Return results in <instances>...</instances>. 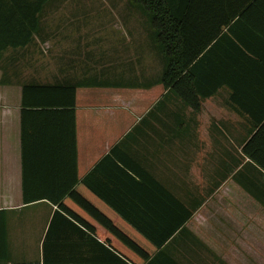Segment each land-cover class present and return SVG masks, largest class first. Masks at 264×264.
<instances>
[{"label": "crops", "instance_id": "1", "mask_svg": "<svg viewBox=\"0 0 264 264\" xmlns=\"http://www.w3.org/2000/svg\"><path fill=\"white\" fill-rule=\"evenodd\" d=\"M40 1L0 0V264H264V0H186L197 108L138 68L149 22Z\"/></svg>", "mask_w": 264, "mask_h": 264}, {"label": "trees", "instance_id": "2", "mask_svg": "<svg viewBox=\"0 0 264 264\" xmlns=\"http://www.w3.org/2000/svg\"><path fill=\"white\" fill-rule=\"evenodd\" d=\"M40 1L37 9L42 5ZM146 16L156 40V49L163 56L165 66L162 83L172 88L184 102L193 107L200 106L196 95H205L197 90V82L193 75L195 59L201 53L202 46H190L186 42V0H132ZM35 12L33 23H37ZM195 63V64H194ZM201 63V62H200ZM189 68L191 70L189 71ZM26 87V86H25ZM246 156L264 169V120L243 146ZM8 257L7 224L4 211H0V259ZM37 264V263H30Z\"/></svg>", "mask_w": 264, "mask_h": 264}, {"label": "rangeland", "instance_id": "3", "mask_svg": "<svg viewBox=\"0 0 264 264\" xmlns=\"http://www.w3.org/2000/svg\"><path fill=\"white\" fill-rule=\"evenodd\" d=\"M70 6L75 10L74 13L79 15L81 20L84 22H98L100 27V34L108 32L109 26L113 23L125 22L131 27V32L133 36L145 37L143 30L139 28L143 22H149L148 16L141 8L136 5L132 0H71ZM152 32L153 29H148ZM147 30V31H148ZM154 31V30H153ZM90 49V47H89ZM89 49H84V67H91V61L96 58V54ZM146 55L140 54V63L138 68H145L144 71L149 74L152 73L155 67L158 68V64L161 63L164 69L165 60L163 56L154 54L150 51V46H146ZM139 54V53H138ZM94 55V56H93ZM134 55H132L133 57ZM136 59L132 61V66H136ZM139 69H137L138 71Z\"/></svg>", "mask_w": 264, "mask_h": 264}]
</instances>
